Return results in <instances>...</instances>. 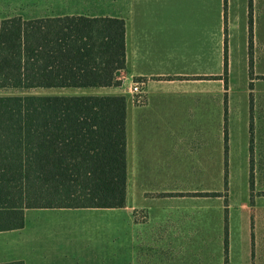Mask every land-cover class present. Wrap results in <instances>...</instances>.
<instances>
[{
  "label": "crops",
  "instance_id": "crops-1",
  "mask_svg": "<svg viewBox=\"0 0 264 264\" xmlns=\"http://www.w3.org/2000/svg\"><path fill=\"white\" fill-rule=\"evenodd\" d=\"M231 2L5 0L8 7L22 9L5 10L1 20L85 16L121 19L126 25V68L119 73L122 86L95 88L99 90L91 94L126 98V205L49 209L112 217L94 226L100 238L87 240L85 249L68 238L69 247L62 255L65 264H205L210 260L222 264L226 237L233 245L229 235L232 241L234 210L247 216L250 254L256 245L264 253V87L258 83L252 87L246 79L236 86L233 77L224 79L225 51L235 37L247 38L251 28L250 18L239 28L238 21L226 13ZM252 25L253 36L264 37L257 22L252 20ZM135 79L146 82L143 106H137L129 94ZM226 166L229 206L225 208L221 196ZM244 207L245 211L240 209ZM30 210H25L22 229L6 232L26 230ZM39 210L44 209L35 211Z\"/></svg>",
  "mask_w": 264,
  "mask_h": 264
},
{
  "label": "trees",
  "instance_id": "trees-1",
  "mask_svg": "<svg viewBox=\"0 0 264 264\" xmlns=\"http://www.w3.org/2000/svg\"><path fill=\"white\" fill-rule=\"evenodd\" d=\"M125 68L124 20L0 19V89L118 88ZM126 183L124 96L0 97V232L27 209L123 208Z\"/></svg>",
  "mask_w": 264,
  "mask_h": 264
},
{
  "label": "rangeland",
  "instance_id": "rangeland-1",
  "mask_svg": "<svg viewBox=\"0 0 264 264\" xmlns=\"http://www.w3.org/2000/svg\"><path fill=\"white\" fill-rule=\"evenodd\" d=\"M0 2L2 3V5H0V14L3 15H5L9 8H16V11L22 9L21 6L8 7L4 4L5 0ZM231 3L230 5L226 4V13L232 15L233 19L238 21L239 28L242 26L243 20L250 18L251 13L252 20L257 22L258 28H260L259 30L264 31V0H232ZM250 5H252V7ZM232 42L231 48L226 50L227 71L225 70V63L222 69L224 79L228 80L233 77L236 81V86H240L241 84L239 83L243 79H246L248 82L250 81V86L254 87V85L258 83L262 89L264 87V37H254L252 25L250 34L247 38L237 36ZM251 81L253 82L251 83ZM98 90L99 89H0V97L28 95L82 96L91 95L96 93L92 91ZM235 170H237V166L233 167V171ZM226 177L228 186L226 187L225 185V191L221 196L223 197V207L225 208L229 206L228 166H226L225 181ZM237 186L238 185L235 183L234 190ZM206 196L213 198L215 194H206ZM240 209L245 211L246 207ZM35 210L36 209H32L29 211L27 228L23 232L0 233V262L22 259L27 264H65L67 262H65L62 255L69 247L70 242L67 241L68 238H71L73 241H78L80 249H85V247L83 248L82 246H85L87 240L100 238L98 232H95L94 226L97 223L101 224V222L106 219L90 217V214L94 215L93 212L76 213L73 211L81 209H73L72 212L67 210L64 213L49 209ZM233 214L234 225L236 226L233 230L232 241L229 235V243L233 242V245H228L229 264H264L262 247L256 245V247H254V254H250L253 248L251 247V241L249 243L247 240L248 236L246 237V233L248 232L246 214L238 210H234ZM222 217H224V223L225 219L228 221V208L226 209V215L223 212ZM111 219L112 217H108L106 221H111ZM208 221H211V219L209 218ZM226 232L227 227L225 228V234ZM224 242L228 244V237H226ZM214 246L215 245L207 246L206 249L214 248ZM217 248H219L218 245ZM225 252L226 248L224 246L222 264L226 263ZM205 264H219V262L218 260L216 262L210 260Z\"/></svg>",
  "mask_w": 264,
  "mask_h": 264
},
{
  "label": "built area",
  "instance_id": "built-area-1",
  "mask_svg": "<svg viewBox=\"0 0 264 264\" xmlns=\"http://www.w3.org/2000/svg\"><path fill=\"white\" fill-rule=\"evenodd\" d=\"M134 103L137 106H143L146 103V82L144 80L135 79L129 89Z\"/></svg>",
  "mask_w": 264,
  "mask_h": 264
}]
</instances>
